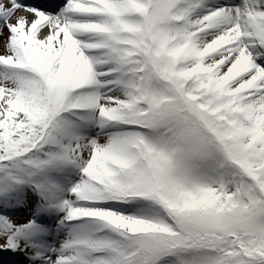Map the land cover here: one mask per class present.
<instances>
[{"label":"snow or ice","instance_id":"obj_1","mask_svg":"<svg viewBox=\"0 0 264 264\" xmlns=\"http://www.w3.org/2000/svg\"><path fill=\"white\" fill-rule=\"evenodd\" d=\"M0 264H264V0H0Z\"/></svg>","mask_w":264,"mask_h":264},{"label":"bare ground","instance_id":"obj_2","mask_svg":"<svg viewBox=\"0 0 264 264\" xmlns=\"http://www.w3.org/2000/svg\"><path fill=\"white\" fill-rule=\"evenodd\" d=\"M30 3H34V2H51V3H55L58 2V0H29Z\"/></svg>","mask_w":264,"mask_h":264}]
</instances>
